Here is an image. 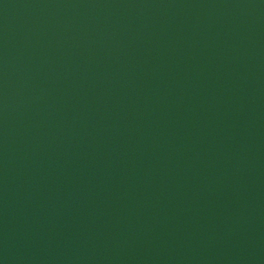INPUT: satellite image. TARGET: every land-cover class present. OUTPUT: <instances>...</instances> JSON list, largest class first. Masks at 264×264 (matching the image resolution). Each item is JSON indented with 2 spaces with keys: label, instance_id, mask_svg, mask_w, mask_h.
<instances>
[{
  "label": "water",
  "instance_id": "water-1",
  "mask_svg": "<svg viewBox=\"0 0 264 264\" xmlns=\"http://www.w3.org/2000/svg\"><path fill=\"white\" fill-rule=\"evenodd\" d=\"M0 264H264V0H0Z\"/></svg>",
  "mask_w": 264,
  "mask_h": 264
}]
</instances>
